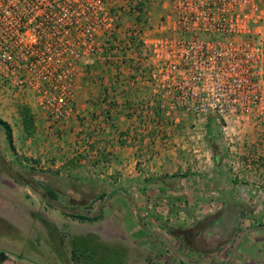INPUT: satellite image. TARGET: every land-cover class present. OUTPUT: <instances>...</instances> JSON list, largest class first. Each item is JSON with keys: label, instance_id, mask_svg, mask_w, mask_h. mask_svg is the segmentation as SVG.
I'll list each match as a JSON object with an SVG mask.
<instances>
[{"label": "rangeland", "instance_id": "374dc122", "mask_svg": "<svg viewBox=\"0 0 264 264\" xmlns=\"http://www.w3.org/2000/svg\"><path fill=\"white\" fill-rule=\"evenodd\" d=\"M154 1L155 8L163 11L158 21L173 15L170 0ZM130 2V8L118 4L115 12L120 18L132 15V11L142 12L132 18L135 24L131 27L143 32L152 26V21L143 13L146 10L144 0ZM116 27L117 32L111 40L121 47L123 38L117 40L118 29L125 27L124 34H127L131 28L128 21L121 22L119 17ZM131 40L136 48L139 47L135 38ZM104 53L105 50L99 57ZM3 93L0 119L9 123L15 145L13 149L5 150L8 146L0 131V249L16 257V264H211V261L215 264H264V247L251 244L252 228L248 226L263 222L264 211L253 214L255 204L250 198L233 197L237 207L230 206L224 214L221 211L224 197L220 194L222 189L230 186L227 180L234 178L232 164L237 143L249 141L250 146L244 144V147L248 149L247 159L251 161L250 141L257 137L251 133L257 132L253 129L257 126V133H263V124L250 117L235 116L227 118L225 123L217 112L197 117L177 109L179 115L194 121L198 131L193 140L183 141L185 148L180 150V156L198 162L180 166L176 174L173 183L177 182V205L168 208L163 205V200L170 199L166 194L144 191L139 183L127 187L116 178L103 181L105 184L101 188L126 193L129 190L128 196L115 195L101 207L98 201L91 202L94 199L85 198L82 203L73 197V193L90 191L97 184H80L76 182L80 180L70 178L67 171H61L60 176L59 171L40 166V160L15 152L26 137L34 134L27 118L31 117L30 107L35 99L30 93L15 99L6 96L5 91ZM179 121L183 122L181 118ZM259 139L263 142L264 136ZM208 140L213 141L221 155L218 165L212 161L213 152ZM259 161L264 164V148L259 149ZM58 181L61 184L54 188L58 195L56 199L43 194L41 186L54 187ZM255 200L264 203V194ZM76 213L101 217L88 222L71 217ZM221 216L224 219L217 225L206 226ZM161 226L170 228L172 233L165 235Z\"/></svg>", "mask_w": 264, "mask_h": 264}, {"label": "built area", "instance_id": "2783aa9c", "mask_svg": "<svg viewBox=\"0 0 264 264\" xmlns=\"http://www.w3.org/2000/svg\"><path fill=\"white\" fill-rule=\"evenodd\" d=\"M120 1L0 0V99L30 93L50 121L66 120L82 61L117 32ZM170 1L157 37L138 38L157 58L171 109L264 125V0Z\"/></svg>", "mask_w": 264, "mask_h": 264}, {"label": "crops", "instance_id": "0c3cea01", "mask_svg": "<svg viewBox=\"0 0 264 264\" xmlns=\"http://www.w3.org/2000/svg\"><path fill=\"white\" fill-rule=\"evenodd\" d=\"M144 3L143 13L152 21L144 35L152 41L157 37L154 27L163 11L155 8L154 0H144ZM119 4L130 8L131 2L122 0ZM135 16L132 13L120 18L119 15V21H128L131 28L127 34H124L125 27L118 29L117 40L123 38L121 47L111 40L102 47V52L106 51L103 57L82 61L76 79L73 113L66 120L50 121L36 101L31 104L34 134L26 137L15 152L40 160V166L59 171L60 176L64 170L70 173V178L83 181L107 182L117 178L127 187L139 183L144 191L169 196L170 199L163 200V205L169 208L177 205V182L173 181L180 166L198 162L180 156V150L185 148L183 141L193 140L198 131L190 117L171 109L170 96L159 83L157 58L151 46L140 43L138 32L131 27ZM131 38L138 41L139 47L136 48ZM253 129L258 132L259 127ZM257 132L251 133L257 135L250 141L251 161L244 147L249 141H240L234 148V178L227 180L230 186L220 194L224 197L228 193L235 199L250 198L255 204L252 213L262 214L258 210L264 211V203L255 199L264 194V164L259 161V149L264 148V139L259 142L262 140L259 138L264 132ZM164 176L168 177L169 188L159 191L150 186L151 179ZM248 226L252 228L251 244L264 247V221Z\"/></svg>", "mask_w": 264, "mask_h": 264}, {"label": "trees", "instance_id": "16d2710c", "mask_svg": "<svg viewBox=\"0 0 264 264\" xmlns=\"http://www.w3.org/2000/svg\"><path fill=\"white\" fill-rule=\"evenodd\" d=\"M27 121L31 127L32 125V119L31 117H28L27 118ZM0 131L4 134V137H5V142L7 143V146L5 150L7 149H13V138H12V133H11V129H10V126L7 122L3 121L0 119ZM208 144L210 146V148L212 149V152H213V162L215 165H218L219 162H220V159H221V155L217 152L216 148H215V144L213 143V141H209L208 140ZM34 164H37L36 161H34ZM51 177H54V176H51ZM60 178V177H58ZM166 178L168 177H162L160 179H155V180H150V182H152L150 184V186H152L153 188H156L158 189L159 191H163L165 190L166 188H169L170 186L166 183ZM59 181H61L62 179H58ZM57 182L55 183L54 187H52L51 185H47L45 184L44 186H41L40 188L44 191V195H46L47 197H50L52 199H56L58 197L57 195V190H55L54 188H57L61 182ZM75 182V181H74ZM80 184H83V185H86L87 183H93V184H97V186L95 188H92L90 191H79L77 193H73V197H75V199H79V200H82V203H83V200H85V198H91V199H94L92 200L91 202H95V201H98L100 206L102 207L108 200H110L112 197H114L115 195H123V196H128V193L122 191V190H114V191H108V190H103V181H100V180H90V181H76ZM105 184V183H104ZM27 185V184H25ZM64 186H67L66 183H64ZM78 200V201H79ZM232 206L233 208L237 207V204L235 202V200L233 199V197H231L228 193L224 196L223 198V201H222V209L221 211L225 214L226 211ZM71 217H73L74 219H77V220H82V221H88V222H94L98 219H100V215H97V216H92L88 213H76L74 215H71ZM230 217V216H229ZM208 218H211V217H208ZM231 218V217H230ZM224 219L223 216L221 217H218V219L214 218L210 223H208L206 226H213V225H217L220 220ZM236 219V218H235ZM199 224V223H198ZM201 224V223H200ZM196 227V226H195ZM207 227V228H208ZM164 233L165 235L169 236L172 231L170 228H167L165 226H161L159 227ZM177 230H182V228H177ZM176 230V231H177ZM188 230H193V229H188ZM201 231V230H200ZM181 237V235H179V238ZM211 264H215L213 261H211Z\"/></svg>", "mask_w": 264, "mask_h": 264}, {"label": "flooded vegetation", "instance_id": "af4514ba", "mask_svg": "<svg viewBox=\"0 0 264 264\" xmlns=\"http://www.w3.org/2000/svg\"><path fill=\"white\" fill-rule=\"evenodd\" d=\"M18 259L0 249V264H16Z\"/></svg>", "mask_w": 264, "mask_h": 264}]
</instances>
